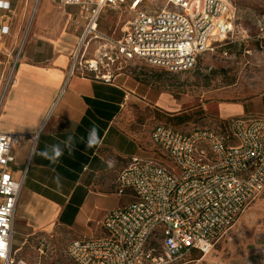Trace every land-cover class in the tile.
<instances>
[{"label": "built area", "instance_id": "built-area-1", "mask_svg": "<svg viewBox=\"0 0 264 264\" xmlns=\"http://www.w3.org/2000/svg\"><path fill=\"white\" fill-rule=\"evenodd\" d=\"M80 6L88 23L71 72L77 63L107 81L117 61L143 59L170 70L194 68L217 42L248 41L264 46V25L256 34L237 36L238 7L232 0H59ZM3 2L0 1V5ZM7 4V3H6ZM127 4L133 14L110 51L85 60L86 38L97 37V20L107 7ZM8 6V4H7ZM9 26H0V38ZM244 33H247L246 31ZM26 35L10 55L0 57V115ZM128 94L126 95V98ZM216 127L179 130L167 122L151 132L158 158L132 156L117 177V193L134 199L108 211L99 235L80 236L67 246L73 264H180L182 256L209 253L227 237L242 213L264 192V116L222 118ZM224 124V129L223 125ZM32 134L0 128V264H30L16 254V208L25 180L14 175L15 148ZM37 237L41 246L46 238ZM28 236L23 245L29 242Z\"/></svg>", "mask_w": 264, "mask_h": 264}, {"label": "crops", "instance_id": "crops-1", "mask_svg": "<svg viewBox=\"0 0 264 264\" xmlns=\"http://www.w3.org/2000/svg\"><path fill=\"white\" fill-rule=\"evenodd\" d=\"M0 1V26H9V33L0 38L5 69L10 62L5 51L17 48L26 35L0 128L36 135L22 138L15 148L14 175L26 173L14 240L23 244L28 236L37 239L33 234L46 238L57 226L70 229L72 239L99 235L106 213L134 199L131 192L117 193L121 170L134 155L159 156L151 136L153 146H143L120 122L135 86L130 76L121 78V72L109 81L79 63L71 72L88 23V14L80 6L59 0ZM249 107L247 102H222L221 117L245 115ZM93 126L102 143L88 148ZM69 136L73 137L71 154L64 143ZM56 144L63 155L53 164L39 153L48 147L51 154Z\"/></svg>", "mask_w": 264, "mask_h": 264}, {"label": "rangeland", "instance_id": "rangeland-1", "mask_svg": "<svg viewBox=\"0 0 264 264\" xmlns=\"http://www.w3.org/2000/svg\"><path fill=\"white\" fill-rule=\"evenodd\" d=\"M232 1L239 11L237 36L255 35L259 26L264 25V0ZM163 3L164 0H153L150 7H162ZM132 14L127 4L105 8L97 20L98 36L90 34L86 38L81 54L85 51V57L92 59L99 50L113 49L114 41L122 36ZM110 72L112 78L118 72L123 73L121 78L130 76L135 86L120 122L143 146H153L151 132L160 122L186 131L216 127L226 118L221 117L222 102H247L250 107L246 114L264 116V46L250 38L241 43H215L214 49L203 53L198 64L189 70L168 71L143 59H133L117 61ZM45 237L43 246L34 238L24 245L16 238V254L30 264H73L66 250L73 238L70 229L57 226ZM180 262L264 264V192L209 253L190 252Z\"/></svg>", "mask_w": 264, "mask_h": 264}, {"label": "clouds", "instance_id": "clouds-1", "mask_svg": "<svg viewBox=\"0 0 264 264\" xmlns=\"http://www.w3.org/2000/svg\"><path fill=\"white\" fill-rule=\"evenodd\" d=\"M72 142H73L72 136H69L67 140L64 142L65 147L69 149L70 154H71V149H72ZM101 143H102V140L99 137L98 129L96 126H93L89 131L86 146L88 148H92L97 145H100ZM39 154L45 157L46 159H49L53 164H55L59 161V158L63 155V149L60 147L59 144H56V145L51 146V154L49 153L48 147H46L45 150H43ZM108 164H109V167L113 166L112 161H109ZM56 180L57 182H59V177H57Z\"/></svg>", "mask_w": 264, "mask_h": 264}, {"label": "trees", "instance_id": "trees-1", "mask_svg": "<svg viewBox=\"0 0 264 264\" xmlns=\"http://www.w3.org/2000/svg\"><path fill=\"white\" fill-rule=\"evenodd\" d=\"M254 41V40H253ZM237 42H244V41H235V42H231V43H228V44H234V43H237ZM255 43H257V44H259V42H257V41H254ZM198 64V63H197ZM165 69H167L168 71H173V70H170V69H168V68H166V67H164ZM263 102H264V99H263ZM222 121V120H221ZM223 126V129H224V124H222ZM173 126H175L177 129H179V130H183V129H181L179 126H177V125H173ZM197 128H204V127H197ZM197 128H193V129H191V130H188V132L189 131H192V130H195V129H197ZM186 131V130H185ZM116 190H118V186L116 185Z\"/></svg>", "mask_w": 264, "mask_h": 264}]
</instances>
